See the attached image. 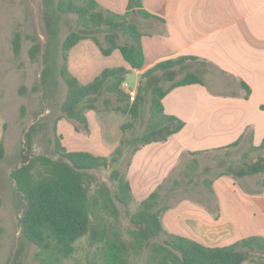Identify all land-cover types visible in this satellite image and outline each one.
Returning <instances> with one entry per match:
<instances>
[{"label":"trees","instance_id":"trees-1","mask_svg":"<svg viewBox=\"0 0 264 264\" xmlns=\"http://www.w3.org/2000/svg\"><path fill=\"white\" fill-rule=\"evenodd\" d=\"M44 19L47 32L57 37L60 14H75L77 28L72 29L61 44L64 63L60 75L67 85V93L61 104V114L54 123L55 154H31L26 161L12 171L17 189L26 198L23 215L20 218L22 240L37 246L35 254L41 264H63L76 251V243L86 237L94 248L88 264H136L135 259L145 255L147 264H244L252 255L264 250V236H250L226 246H209L192 238L169 233L161 222V213L168 208L161 205V188L153 191L140 201L134 212H128L130 223L129 238L120 228V209L135 200L132 186L126 171L117 165L128 149L137 152L143 145L167 140L179 132L185 122L165 113L163 99L172 89L188 84H204L206 61L195 55H180L157 62L141 75L138 94L131 102L123 91L122 84L130 70H140L145 64V54L141 43L142 32L133 15L153 16L143 8L142 0H129L125 13H116L103 8L97 0H44ZM104 34L103 41L98 34ZM91 38L104 55L119 49L129 64L105 68L88 83H82L68 68V53L80 40ZM52 46L48 43L47 49ZM12 48L19 56L22 48V33L16 31L12 37ZM42 50L41 43L33 37L29 55L36 60ZM45 57V61H46ZM200 62L203 67L192 65ZM49 68L42 73V83L49 78ZM182 75L180 78L178 76ZM170 81L168 87L162 82ZM249 91V86L242 81ZM40 85L33 87L39 90ZM25 90V87L23 88ZM150 95V117L143 124L144 108ZM104 97V110L128 113L131 119L122 126L128 130L143 126L139 133L126 139L123 135L120 145L109 157L94 155L85 151H69L61 143L56 123L68 118L76 122L77 129L89 131L86 111L98 109V102ZM264 109V106H262ZM25 114L22 106L21 115ZM48 127V123L38 121L26 133V146L29 151L36 135ZM240 139L223 149L238 145ZM253 146V145H252ZM254 149H264V142ZM196 154V153H195ZM5 146L0 141V161L4 158ZM195 156V155H193ZM240 163H227L220 159L218 167H225L215 177L231 175L238 181L247 177L263 175L261 186L245 190L252 194L264 192V153L250 160L249 153L243 154ZM197 161L188 165L191 170ZM114 166V167H112ZM99 168L111 169L110 177L115 181L112 190L104 181H97L92 171ZM207 168L206 170H209ZM186 174H188L186 172ZM211 188L212 180L207 181ZM179 183L178 180L174 181ZM164 236V237H163ZM162 240H158L159 238Z\"/></svg>","mask_w":264,"mask_h":264},{"label":"crops","instance_id":"crops-1","mask_svg":"<svg viewBox=\"0 0 264 264\" xmlns=\"http://www.w3.org/2000/svg\"><path fill=\"white\" fill-rule=\"evenodd\" d=\"M97 1L116 13H125L129 2ZM142 1L153 16L133 15L142 32L145 64L130 70L138 77L136 87L127 80L130 72L126 75L130 87L138 89L142 73L164 59L195 55L207 67L204 84L178 86L163 99L165 113L181 118L185 126L167 140L130 154L125 171L137 203L173 183L174 172L187 167L193 155L224 150L239 139V144L256 147L264 142V0ZM118 66L130 68L121 51L104 55L91 38L80 40L68 53V68L82 83ZM86 116L87 134L66 118L57 121L61 143L69 151L109 157L120 145L130 115L98 108L87 110ZM249 184L250 177H214L209 204L190 196L175 199L161 213L162 225L209 246L264 236V192H247L245 186L255 190Z\"/></svg>","mask_w":264,"mask_h":264},{"label":"rangeland","instance_id":"rangeland-1","mask_svg":"<svg viewBox=\"0 0 264 264\" xmlns=\"http://www.w3.org/2000/svg\"><path fill=\"white\" fill-rule=\"evenodd\" d=\"M45 9L44 0H0V141L3 140L5 146V155L0 161V264H41L35 257L37 246L22 240L20 218L25 209L26 198L17 189L11 173L21 166L27 157L32 156L31 154L44 153L50 156L55 154L53 127L56 118L62 113L61 104L67 93V85L60 75V68L64 63L61 44L67 34L77 28L75 14H60L58 34L54 38L47 32ZM16 31L22 33V48L19 56L14 55L12 48V37ZM33 37L37 38L42 46L36 60L31 59L29 55ZM98 37L103 41L104 34H98ZM48 43H52V46L47 49ZM45 57H47L46 61ZM46 67L49 68L50 74L47 83L43 84L42 73ZM192 67H203V65L196 62ZM127 80L132 87L138 85L135 71L129 73ZM36 85H40V88L34 91L33 87ZM162 85L168 87L170 81L162 82ZM104 97L97 103L98 108L104 109ZM150 98L151 96L148 95V103L144 108V125L150 117ZM23 105L24 116L21 115ZM66 119L77 131L87 134L88 131L76 128V122ZM40 120L48 123V127L36 135L32 150L29 151L26 146V133L32 123ZM142 129L143 126H137L136 129L128 130L124 137L128 139ZM246 152L249 153L250 160H254L264 153V149H254L251 144L244 141L242 144L221 151L192 156L189 164L195 160L196 167L191 170L183 164L174 172L173 183L167 182L161 188V196L165 197L161 198V205H167L184 196L209 204L211 191L207 181L212 180L225 169L217 166L219 160L240 163ZM130 154L131 148L115 165L120 171L126 170ZM207 168L210 169L206 170ZM110 171L109 168L92 171L96 175L93 186L97 181H104L114 190L116 183L111 180ZM262 179L261 174L250 177V187L259 188ZM175 180L179 183L175 184ZM139 203L133 201L128 208L118 203L120 228L126 238H129L128 231L133 227L127 211H136ZM212 203L215 206V202ZM163 237L158 240H162ZM93 251L94 248L84 237L76 243V251L64 260L63 264H88V258ZM135 263L147 264L145 255L137 257ZM246 264H264V250L255 252Z\"/></svg>","mask_w":264,"mask_h":264},{"label":"built area","instance_id":"built-area-1","mask_svg":"<svg viewBox=\"0 0 264 264\" xmlns=\"http://www.w3.org/2000/svg\"><path fill=\"white\" fill-rule=\"evenodd\" d=\"M122 89L129 96L131 102L135 101L138 94L137 88L130 87V85L125 81L122 84Z\"/></svg>","mask_w":264,"mask_h":264},{"label":"water","instance_id":"water-1","mask_svg":"<svg viewBox=\"0 0 264 264\" xmlns=\"http://www.w3.org/2000/svg\"><path fill=\"white\" fill-rule=\"evenodd\" d=\"M33 124V123H32Z\"/></svg>","mask_w":264,"mask_h":264}]
</instances>
